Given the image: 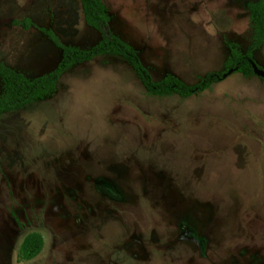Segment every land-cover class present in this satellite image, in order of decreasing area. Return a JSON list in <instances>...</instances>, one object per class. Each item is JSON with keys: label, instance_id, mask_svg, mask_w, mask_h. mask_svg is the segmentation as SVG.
<instances>
[{"label": "rangeland", "instance_id": "rangeland-1", "mask_svg": "<svg viewBox=\"0 0 264 264\" xmlns=\"http://www.w3.org/2000/svg\"><path fill=\"white\" fill-rule=\"evenodd\" d=\"M103 1L154 81L197 84L254 39L257 0ZM42 28L84 50L102 38L81 0H0V62L53 71L62 50ZM254 59L264 70V43ZM32 232L45 245L25 260ZM0 264H264V78L152 95L129 61L104 55L1 114Z\"/></svg>", "mask_w": 264, "mask_h": 264}, {"label": "trees", "instance_id": "trees-1", "mask_svg": "<svg viewBox=\"0 0 264 264\" xmlns=\"http://www.w3.org/2000/svg\"><path fill=\"white\" fill-rule=\"evenodd\" d=\"M81 3L87 24L98 30L102 35L100 42L91 49L84 50L63 44L51 29L42 28V31L61 48L62 59L50 73L33 78L0 62V78L4 88L3 93L0 95V115L6 112L19 111L51 95L64 73L75 65L89 62L104 55L120 56L129 61L149 93L159 96L177 94L187 98L201 94L220 82L230 70L240 72L247 77L255 74L253 64L256 61L254 54L264 43V0L248 3L255 32L254 39L247 51L241 53L235 47H232L227 69L220 73H208L200 82L194 85H188L172 74H167L161 81H154L150 71L144 66L138 51L109 31L108 26L111 16L104 1L81 0ZM14 23L24 25L27 29L32 26V21L29 18L22 21L15 20ZM258 67L262 69L260 66ZM44 245L45 241L42 234L32 232L25 237L20 247V257L25 260H32L43 251Z\"/></svg>", "mask_w": 264, "mask_h": 264}, {"label": "water", "instance_id": "water-1", "mask_svg": "<svg viewBox=\"0 0 264 264\" xmlns=\"http://www.w3.org/2000/svg\"><path fill=\"white\" fill-rule=\"evenodd\" d=\"M253 66H254L255 74L264 78V70L260 69L256 63H254ZM233 72H234L233 70H230L227 74L224 75V78H226L228 75L232 74Z\"/></svg>", "mask_w": 264, "mask_h": 264}, {"label": "crops", "instance_id": "crops-1", "mask_svg": "<svg viewBox=\"0 0 264 264\" xmlns=\"http://www.w3.org/2000/svg\"><path fill=\"white\" fill-rule=\"evenodd\" d=\"M111 16V15H110ZM111 21V20H110Z\"/></svg>", "mask_w": 264, "mask_h": 264}]
</instances>
